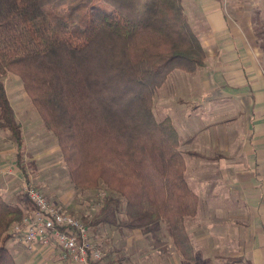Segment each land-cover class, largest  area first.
I'll list each match as a JSON object with an SVG mask.
<instances>
[{
    "label": "trees",
    "instance_id": "obj_1",
    "mask_svg": "<svg viewBox=\"0 0 264 264\" xmlns=\"http://www.w3.org/2000/svg\"><path fill=\"white\" fill-rule=\"evenodd\" d=\"M257 14L253 29L264 60V20ZM103 60L111 77L91 79L87 73L103 69ZM204 64L181 0H0V129L12 137L16 166L29 183L36 162L24 158L22 127L3 83L12 72L55 136L73 187L109 191L79 219L89 240L92 229L111 225L138 229L166 250L164 226L189 258L184 217L196 214L198 196L185 179L180 147L193 136H180L167 116L156 120L151 97L174 69L194 72ZM22 197L9 203L0 195V264H17L6 241L25 214L19 202L35 207ZM106 255L111 264H125L113 243Z\"/></svg>",
    "mask_w": 264,
    "mask_h": 264
},
{
    "label": "crops",
    "instance_id": "obj_2",
    "mask_svg": "<svg viewBox=\"0 0 264 264\" xmlns=\"http://www.w3.org/2000/svg\"><path fill=\"white\" fill-rule=\"evenodd\" d=\"M181 3L205 52V64L200 69L201 84L191 88V105L189 102L183 103L190 105L184 108L179 105L178 117L183 118L174 126L179 135L194 136L187 148L181 150L193 149L205 156L222 155L209 160L184 153L185 174L191 164L208 172L205 176L198 175L197 169L192 173L204 188L206 194L202 196L196 181L185 179L198 194V206L201 202L207 205L205 220L208 222L213 216L221 224L213 236L199 223L198 208L191 217L196 230L190 238L191 256H181L165 233L162 236L167 241L166 250L153 245L154 253L173 254V264H264V60L253 29L255 12L261 15L258 0H181ZM31 105L29 112L33 119L24 125L22 122L21 127L22 131L27 128L36 136L32 142L45 151L32 156L27 152V158L35 160L39 175L42 168L49 170L52 166L47 163L40 166L38 162L39 157L47 155L46 144H58ZM6 132L0 129V190L7 202L15 203L20 185L15 176L4 174L10 168V161L14 165L16 146ZM16 171L15 175L22 181L21 171ZM231 191L237 193L236 198L230 196ZM19 203L24 212L30 211L26 204ZM216 236L221 238L218 246H225L226 242L237 245L235 249L226 247L221 251L225 258L238 260L227 262L220 256L212 244ZM20 243L16 238L9 246L18 264H53L55 256L44 245L35 243L28 248Z\"/></svg>",
    "mask_w": 264,
    "mask_h": 264
},
{
    "label": "rangeland",
    "instance_id": "obj_3",
    "mask_svg": "<svg viewBox=\"0 0 264 264\" xmlns=\"http://www.w3.org/2000/svg\"><path fill=\"white\" fill-rule=\"evenodd\" d=\"M258 7L261 11V15H258V14L257 15L261 18V20H264V0H258ZM98 59L102 60L103 58H101V56H97V60ZM106 64H107V61L102 62L103 69H101L100 71H98L97 69L96 72L98 73H87L88 76L91 77V79L96 78V80L99 79V76H103L102 78L111 77V76H108L109 73H105L107 72L105 70ZM200 69H201V66L197 67L194 72H185L183 70L174 69L172 72L168 73L165 80L160 85H158V87L155 88L154 92L152 93V97H151V111L156 120H160L163 117L167 116L170 118L173 125L178 123L179 121H182L181 118L183 117H178L179 115H181V111H178L177 109L179 108V105L181 106V108L191 105L192 101L189 97H192V94L191 95L189 94L191 93V90H192L191 88L193 85L195 86V85L201 84ZM91 72H95V71H91ZM3 83H4V89L7 94L8 100L10 101L11 106L13 108L14 115L15 117H17L16 118L17 121L20 124L23 122V125H24V123H26L27 120L33 119V115L31 114V112H29L30 105L31 104L33 105V103L31 99L28 97V95L26 94V92L24 91V89L22 90V87H21L22 82L18 75L12 72L7 73L4 76ZM16 89L18 90V92ZM184 102H189L190 105L183 104ZM22 133H23V136H25L24 144L26 140V144H25L26 155H24V158L26 161L27 159H29L27 158L28 154L32 156V155L45 153L42 147L37 146L35 143L32 142V139L36 138V136H34L33 134H30L27 128H24V131H22ZM187 136H193V134L187 135ZM187 136H182V137H187ZM193 139H194V136L192 137V140ZM190 143L182 145L180 149L187 148V145H189ZM58 147L59 146H57L55 142H53L52 145L50 143L46 144V149H49L48 152L46 153L47 155L39 157L38 162L40 166H43L46 163L51 164L52 166L49 167L50 168L49 170L47 168L44 169L41 167L42 169L39 175H36V174L30 175L29 181L34 183L32 185L34 186L37 185L36 187L44 193L49 203L53 205L54 207H56L57 209H59L60 211H64L65 213L70 214V215L72 214L77 219L82 218L83 215L93 214L100 207L102 197L105 194H107V192L109 191L101 186L97 188H90V189L74 188L72 182L69 179L68 170L66 169V165L62 159V155ZM188 150H193V149H188ZM182 152L183 154L184 153L186 154V151L182 150ZM216 155L219 156V158L222 157V155L219 153L214 154V155H206V156L213 157ZM184 158L186 159V156H184ZM201 158L206 159L205 157H201ZM215 159L211 158L209 160H215ZM14 167L18 169L15 163V160H14V165H12L10 161V168L8 167L5 170H7L8 172L10 171L11 172L10 173L6 172L4 175L5 176H15L14 178L18 180V183L20 185L17 188V191L20 190L19 196H23L22 198H24V196H27L25 194V187L28 184H30V182L28 183L24 179V176L22 177L23 180L19 181V177L15 175V172L17 173V171ZM187 168L188 169L186 171V174L184 172L185 177L193 178L196 181V184H198L197 189L201 190L198 192L200 196H202L203 194H206L204 192V188L202 184L199 185L200 184L199 180L192 173L195 169H197L196 173L200 176L208 175V172L203 167H200V166H197L196 168H194L193 164H191ZM37 180H39V182ZM191 180L192 179H189V181ZM229 194L230 196H233V197L237 196V193L234 194L232 191L229 192ZM0 195L3 197L2 190H0ZM21 202L28 206L27 200L22 199ZM204 207H206V209L203 210ZM198 208H199V214H198L199 223H203L204 226L207 227L209 232H212V235L214 236L216 231L220 229L221 221L217 220L213 216L210 217V220L208 222L205 220L206 214H207L205 213L207 212V205L205 203L201 202L200 207L197 204V210ZM197 210H196V213H197ZM27 213L28 211H26V214ZM191 217L192 216L184 217V227H185V231L187 228L186 234H187L189 241H190V238L192 239L193 236H195V231H196L194 222H192ZM92 230L91 231L93 232V235L91 236V242L94 244V247L99 248L102 252L101 258H99L94 264H111L110 262L111 255L110 256L106 255V251L110 243L115 244V246L124 256L125 264H171V263L173 264L174 263L173 254L165 255V254H161L160 252L154 253V249H153L154 246H153V241L151 237L144 236L138 229H135L133 231H128V230L118 231L111 225H102ZM162 233H166L164 226H162L161 231L159 232V237L164 239V236H162L163 235ZM167 239L171 242V239L169 236L167 237ZM219 239L221 238L219 237ZM219 239L217 238V236L213 237L212 244L217 250V252L221 254L220 256H222V254H225L221 250L226 249V247H230V248L232 247L234 249L237 248V245L232 242L224 243L225 246H218V243H220ZM13 240L15 241L16 238L11 237L9 240L6 241V246L8 247V249H9V246H11ZM20 244L25 246V244L22 242ZM45 247H47L48 251L51 252L50 254H53V256H55V259L52 260L53 264H64L65 263V261H63L62 259L60 248L54 242H49L47 245H45ZM222 257H224L225 259V256H222ZM231 258H233L234 260L239 259V258L236 259V257H231ZM224 259L219 258L218 260L224 261ZM16 263L18 264V262ZM66 264H74V263L67 261Z\"/></svg>",
    "mask_w": 264,
    "mask_h": 264
},
{
    "label": "built area",
    "instance_id": "obj_4",
    "mask_svg": "<svg viewBox=\"0 0 264 264\" xmlns=\"http://www.w3.org/2000/svg\"><path fill=\"white\" fill-rule=\"evenodd\" d=\"M25 193L35 207L12 225V236L28 248L35 243L45 246L54 242L61 250L64 264L67 261L94 264L101 258V250L89 240L87 228L81 220L51 205L44 193L32 184L25 187Z\"/></svg>",
    "mask_w": 264,
    "mask_h": 264
}]
</instances>
